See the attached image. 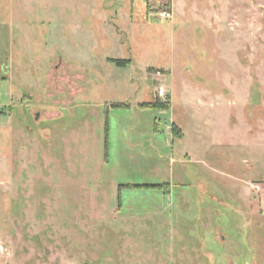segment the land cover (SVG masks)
I'll list each match as a JSON object with an SVG mask.
<instances>
[{
  "label": "rangeland",
  "instance_id": "1",
  "mask_svg": "<svg viewBox=\"0 0 264 264\" xmlns=\"http://www.w3.org/2000/svg\"><path fill=\"white\" fill-rule=\"evenodd\" d=\"M0 264H264V0H0Z\"/></svg>",
  "mask_w": 264,
  "mask_h": 264
},
{
  "label": "trees",
  "instance_id": "2",
  "mask_svg": "<svg viewBox=\"0 0 264 264\" xmlns=\"http://www.w3.org/2000/svg\"><path fill=\"white\" fill-rule=\"evenodd\" d=\"M116 63H118V64H123L125 61H123V60H114ZM155 104H157L156 102H153V103H148L147 105L148 106H153V105H155ZM154 186H156V187H158V186H161L160 184L159 185H154Z\"/></svg>",
  "mask_w": 264,
  "mask_h": 264
}]
</instances>
